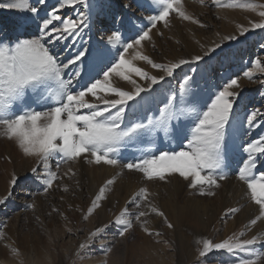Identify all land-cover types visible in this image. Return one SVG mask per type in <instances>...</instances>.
Masks as SVG:
<instances>
[{"label": "rangeland", "instance_id": "1", "mask_svg": "<svg viewBox=\"0 0 264 264\" xmlns=\"http://www.w3.org/2000/svg\"><path fill=\"white\" fill-rule=\"evenodd\" d=\"M231 2L222 0V4ZM253 2L264 4V0ZM31 4L41 9L39 16L10 9L15 14L13 17L18 14L20 17L15 19L10 29L5 30L7 33H4L0 23V36L34 38L39 35L38 26L42 24L40 17H44L46 11L50 12L53 6H58V0H47L46 5L31 0ZM156 8L152 0H88V7L78 5L59 13L64 19H76L81 12L90 15L88 26L83 27L78 35L68 36L50 46L62 62H67L81 50L95 51L116 30L121 33L122 41L116 47L109 46L114 55H118L117 48L122 50L124 43L132 42L140 32L151 29L150 39L143 41L139 47L129 49L125 54L126 59H133L136 52H140L155 63L170 64L181 59L192 61L197 55L204 56L216 44L221 47L199 62L181 65L173 76H165L150 91L141 93L143 99L137 97L139 104L130 102L132 107L126 109L121 128L135 122L146 123L148 117H158L159 110L173 96V110L177 112L178 118L171 121L167 134L158 130L152 135L145 133L123 141L113 154V158L119 161L116 166L89 162L92 157L88 154L67 163L55 157L50 161V170L57 173L58 179L45 191L43 166L37 164L35 157H26L15 141L0 135V198L11 192L7 199L11 206L8 204L6 209H0V264H195L197 239L221 242L241 231L245 232L240 237L242 240L263 233L257 225L246 230L248 223L236 224L234 218H238V212L225 216L227 209L222 199L223 186L237 176L239 167L246 159L243 147L264 135V117H258L256 123L259 127L256 128L249 129L246 122V116L253 110L264 113V85L261 84L264 74L257 71L252 80L243 76V72L252 67L254 61L264 63V48L261 47L264 45V30L253 29L241 36L237 27L250 28L251 23L260 22L262 18L256 12L240 7L217 6L213 0H182V10L199 23L184 20L173 11L167 17L166 24L161 21L152 28L147 17L156 15ZM24 20H27L26 25L18 27ZM55 23L60 26L59 22ZM225 36H236L237 39L224 40ZM133 63L150 75H163L143 60H133ZM81 67L84 68L82 79L73 81L74 91L80 90L81 85L96 71L87 62ZM70 74L71 71L66 70L64 78L67 79ZM185 77H191L192 80L186 94H183L182 103L180 85ZM237 77L241 87L226 137L228 155L224 161L223 174L227 178L217 181L219 188L211 189L215 192L214 196L199 195L197 189L188 187L190 180H185L179 173L166 174L165 180L149 181L143 173L123 167L127 163L158 156L161 152L180 151L187 143L185 137L190 135L194 126L195 115L190 109L200 110L199 104L193 101L203 103L221 90L229 79ZM133 79L142 86L147 84L135 75ZM111 82L123 90L132 89L127 81L117 76H113ZM86 98L89 102L99 103L91 95ZM51 106H54V102L45 91L28 92L23 102H17V107L38 111ZM33 166L37 167V173L31 171ZM256 172H264V157H260ZM13 174L18 177V181L16 185L10 186ZM112 178H115V183L106 189V198L100 201V207L84 219L100 188ZM234 184V189L238 187L241 192V186ZM140 188L148 190L149 201L165 214L172 228L167 227L163 217L154 213L142 218L147 219L146 227L153 234L149 235L141 228L135 220L138 214L136 205L129 203ZM205 190H208L207 186ZM238 191L235 194L242 197ZM137 203L144 202L137 200ZM244 207L248 208L249 216L258 215L251 212L256 208L254 205L247 203ZM124 208L129 210L133 228L122 237L119 235L121 227L115 225L114 220ZM140 210L147 211L144 207ZM246 218L243 215L242 221ZM105 224L108 228L81 250L79 245L87 241L89 234ZM156 232L161 235L156 236ZM256 247L264 251L260 244ZM109 248L111 251H106ZM12 249L17 252L13 253ZM243 255L232 256L221 251L210 264H237ZM258 264H264V258Z\"/></svg>", "mask_w": 264, "mask_h": 264}, {"label": "snow or ice", "instance_id": "2", "mask_svg": "<svg viewBox=\"0 0 264 264\" xmlns=\"http://www.w3.org/2000/svg\"><path fill=\"white\" fill-rule=\"evenodd\" d=\"M36 3L46 5L47 0H36ZM213 3L217 6L240 7L256 12L262 18L260 22L251 23L250 28L238 25L241 36L253 29L264 30V4L255 3L253 0H244V2L232 0L231 3L223 4L222 0H213ZM152 4L157 6L154 9L157 10V14L147 17L152 28L161 21L166 24L167 17L173 11L184 20L199 23L182 10V0H152ZM78 5L88 7V0H58V6H53L50 12L46 11L45 16L40 17L42 24L38 26L39 35L34 38H20L19 35L0 36V135L15 141L26 157H35L37 164L43 166L45 191L58 179L57 173L50 170V161L55 157L67 163L88 154L92 157L89 162L96 164L103 162L116 166L119 161L113 158V154L126 139L145 133L154 134L158 130H163L167 134L171 121L178 118L177 112L173 110L174 96L169 98L165 106L159 110L158 117H148L146 123L135 122L121 128L126 109L132 107L130 102L139 104L137 97H141V93L150 91L152 86L158 84L165 76H173L181 65L199 62L204 56L215 53L216 49L221 47L220 44H216L208 49L204 56L197 55L192 61L181 59L170 64L155 63L140 52H136L133 59H126L125 54L129 49L139 47L143 41L150 39L151 29L140 32L132 42L124 43L122 50L117 48L118 55H114L112 47H116L122 41L121 33L116 30L112 31L111 35L107 36V42L95 51L81 50L67 62H62L52 52L50 46L58 44L68 36L78 35L83 27L88 26L89 16L81 12L76 19H64L59 13L64 9H74ZM0 6L29 12L34 17L39 16L41 11L31 4V0H0ZM55 22H59L60 26ZM26 23L27 20H24L18 27L23 28ZM223 39L236 40L237 37L225 36ZM110 45L112 47H109ZM261 47L264 48V45ZM133 60H143L163 75H150L137 67ZM85 62L89 67L96 69L95 75L90 76L81 85L80 90L74 91L71 86L74 80L82 79L84 68L81 66L85 65ZM66 70L71 71L67 79L64 78ZM257 71L264 74V63L260 60L254 61L252 67L243 72V76L252 80ZM133 75L146 81L147 84L140 85L133 79ZM113 76L127 81L132 86V90L113 86L111 82ZM191 80V77H185L180 85L182 103L183 94H186ZM261 84L264 85V81H261ZM240 87L239 78H231L208 100L203 103L193 101L199 104L200 110L190 109L195 115L194 126L190 135L185 137L187 143L180 151L161 152L158 156L127 163L123 167L129 171L143 173L144 178L149 181L165 180L166 174L179 173L185 180H190L188 187L197 189L199 195L214 196L215 192L211 189L219 188L217 181L227 178L223 174L224 161L228 155L226 137L234 118ZM41 91L48 93L54 106L42 111L17 107V102H23L28 92ZM89 95L95 97L99 103L89 102L86 98ZM82 110L86 111L82 112ZM258 117H264V113L258 109L246 116L249 129L259 127L256 123ZM243 152L246 154V159L238 169L237 179L246 184L250 200L259 206V214L250 219L245 226L246 230H250L258 222L264 221V172L258 174L256 172L260 157H264V135L248 142L243 147ZM31 171L37 173V167H33ZM17 181L18 177L13 174L10 186L16 185ZM114 183L115 178L105 182L92 200L84 219L100 207V201L106 198V189ZM205 186L208 190H205ZM64 190L67 191V188ZM149 195L146 188H140L129 201L137 208L138 214L135 215V220L149 235L153 233L146 227L147 219L142 218L151 213L163 217L167 227L172 228L173 225L165 214L149 201ZM8 196H11V192ZM8 196L0 198V205L6 202ZM137 200L144 203H137ZM141 207L146 208L147 211L140 210ZM239 211V208H229L225 216ZM114 223L121 227L119 235L122 237L133 228L128 208H124L115 217ZM107 228V224L97 227L89 234L87 241L79 245V248L81 250L87 248L89 242L99 237ZM155 235L160 236L161 233L156 232ZM244 235L245 232L241 231L238 235L233 234L221 242H213L207 238L197 239L195 264H210L213 257L221 251L232 256L244 254L239 257L237 264H258V261L264 258V251L258 250L256 246L260 244L264 249V233L249 239H240ZM106 251L110 252L111 249ZM12 252L16 253L17 250L12 249Z\"/></svg>", "mask_w": 264, "mask_h": 264}, {"label": "bare ground", "instance_id": "3", "mask_svg": "<svg viewBox=\"0 0 264 264\" xmlns=\"http://www.w3.org/2000/svg\"><path fill=\"white\" fill-rule=\"evenodd\" d=\"M34 2V1H33ZM0 23H1V26H2V28L4 29V33H7V31H5L6 29H10L11 28V26L16 22L15 21V19L17 18V17H20V14H18L17 16H15V17H13L15 14H13V13H11L12 11L10 10V9H6V8H0ZM90 16V15H89ZM91 19V18H90ZM17 22H18V20H17ZM104 22V21H103ZM20 24V23H19ZM21 28V27H20ZM0 31H1V29H0ZM4 35V34H3ZM91 36V35H90ZM92 42V41H91ZM93 44H95V43H93ZM54 47V46H53ZM92 47H90V49H91ZM95 48V47H94ZM52 49V48H51ZM88 49H89V47H88ZM91 50H93V49H91ZM67 52V51H66ZM69 52V51H68ZM67 52V53H68ZM71 55H72V53H71ZM90 74H91V72H90ZM93 74V73H92ZM84 75V74H83ZM95 75V74H94ZM75 84V83H74ZM73 86V85H72ZM71 86V87H72ZM132 90V89H131ZM140 117V116H139ZM137 121V120H136ZM129 123V122H128ZM150 134V133H149ZM152 135V134H151ZM158 141V140H157ZM156 143V142H155ZM159 144V143H158ZM163 146V145H162ZM172 147V146H171ZM235 160V159H234ZM238 164V163H237ZM236 164V165H237ZM34 167V166H33ZM113 167V166H112ZM230 172H232V171H230ZM32 173V172H31ZM238 173V172H237ZM31 177V176H30ZM36 177V176H35ZM33 180V179H32ZM20 181H22V180H20ZM226 181H224V183H225ZM233 183H235V184H238L239 186H241V192H240V190L238 191V187H236L235 189H234V187H233ZM234 184V185H235ZM244 190V191H243ZM222 191H223V195H222V199H224V202H223V205H224V207H225V209H229V208H238V206L239 205H241V207H239V209H240V211L238 212V218H234V221H235V223L236 224H241V223H244V222H246V223H249V221H250V218L251 219H253V218H255V216L256 215H252V216H249V215H251V214H248V208H246V207H244V208H242L244 205H246L247 203H249V205H254L256 208H254V210L253 211H251L252 213H254V212H256L255 214H259V206L258 205H256L254 202H252L251 200H250V197H249V195H248V189H247V186H246V184H244L242 181H240V180H238L237 179V176H235L233 179H231L230 180V183H228V185H224L223 186V189H222ZM240 192L239 194H242V197H239L238 195H236V194H238V193H236L235 194V192ZM233 194H235V196H233ZM239 198V199H238ZM13 200V199H12ZM23 201V200H22ZM13 202V201H12ZM19 202V201H18ZM9 204V202L6 200V202L4 203V204H2V205H0V209L1 208H5L7 205ZM222 205V206H223ZM9 206H11V203L9 204ZM250 207V206H249ZM253 208V207H252ZM6 209V208H5ZM194 211H195V209L194 208H192ZM4 213V212H3ZM200 214V213H199ZM243 215H246L248 218H246V219H244L243 221H242V216ZM201 216V215H200ZM3 223V222H2ZM257 226L259 227V228H261V230H262V232L264 233V221H260V222H258L257 223ZM256 227V226H255ZM257 227V228H258ZM258 228V229H259ZM258 231H260V230H258ZM254 232V231H253ZM261 233V232H260ZM251 234V233H250Z\"/></svg>", "mask_w": 264, "mask_h": 264}]
</instances>
